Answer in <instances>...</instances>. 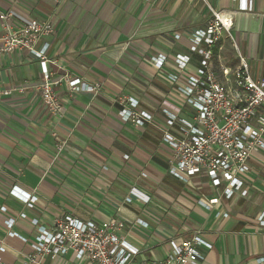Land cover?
I'll list each match as a JSON object with an SVG mask.
<instances>
[{"label": "crops", "instance_id": "1", "mask_svg": "<svg viewBox=\"0 0 264 264\" xmlns=\"http://www.w3.org/2000/svg\"><path fill=\"white\" fill-rule=\"evenodd\" d=\"M246 1L248 10L239 9L240 0H0V12L14 19L50 20L55 26L52 37L42 38L50 42L47 59H34L25 49L0 56V206L8 207L0 214L1 264H25L32 251L10 231L34 239L38 226L32 219L52 230L55 219L66 214L85 221L124 219L126 238L141 250L136 263L164 258L172 237L201 231L213 247L197 246L204 255L200 264H262L264 152L251 160L248 196L238 192L228 199L205 175L188 182L172 176L160 110L164 99L175 97L167 79L171 67L150 61L165 53L173 63L181 53L196 67L189 33L205 28L212 7L234 13L232 39L218 48L223 61L236 62L240 53L252 75L264 77V0ZM176 33L182 37L176 39ZM45 70L54 79L80 76L98 89L71 94L60 82L64 111L51 113L38 87ZM129 97L138 99L153 122L136 126L122 119L120 98ZM13 186L35 194V206L11 195ZM202 197L219 202L208 209L197 203ZM21 212L27 218L5 224V217ZM137 218L148 225L136 224ZM39 264L93 263L69 252Z\"/></svg>", "mask_w": 264, "mask_h": 264}, {"label": "built area", "instance_id": "2", "mask_svg": "<svg viewBox=\"0 0 264 264\" xmlns=\"http://www.w3.org/2000/svg\"><path fill=\"white\" fill-rule=\"evenodd\" d=\"M209 9L211 15L205 28L189 33V49L198 56L196 67H191V56L181 53L175 55L173 63L165 53L151 57L150 61L157 68L171 67L167 79L175 97L164 99L160 106L164 117L162 139L171 148L169 173L184 182L205 175L213 186L222 188L224 197L231 199L238 192L248 196L245 184L251 173V160L255 153L264 152V77H254L249 61L240 53L233 64L223 61L218 48L225 39H232L234 13ZM239 9L248 10L250 5L240 0ZM0 20V56L25 49L34 59H47L50 42L42 38L53 36L52 21L32 18L23 22L14 19L10 12H0ZM181 37L182 34H175L176 39ZM60 82L66 84L71 94L98 89V85L71 73L54 79L51 72L43 71L38 87L45 108L54 114L64 111L57 91ZM10 92L4 91L5 94ZM120 102L123 120L136 126L153 122V115L139 108L138 99L120 98ZM142 176L147 177V174L142 173ZM9 193L29 207H34L38 201L35 194L18 186L11 187ZM131 197L126 200L130 202ZM218 202L219 197L197 200L208 209ZM7 212V206H0V214ZM216 216L228 217L229 214L216 212ZM18 218H27V214L21 212L18 217H5L4 222L13 226ZM258 221L264 225V214ZM31 223L38 226L34 239L17 231L9 232L10 236L29 242L32 251L26 254L25 264H39L46 256L55 258L69 252L78 260H89L93 264H200L204 255L197 246L213 247L200 235L201 231H194L190 237H172L170 252L164 258L136 263L141 250L126 238V223L122 218L97 222L66 214L55 219L52 230L39 226L36 218ZM135 223L148 225L141 218ZM260 262L264 264V256Z\"/></svg>", "mask_w": 264, "mask_h": 264}, {"label": "rangeland", "instance_id": "3", "mask_svg": "<svg viewBox=\"0 0 264 264\" xmlns=\"http://www.w3.org/2000/svg\"><path fill=\"white\" fill-rule=\"evenodd\" d=\"M227 54L229 55L230 58H231V55L233 56V53H232L231 50L228 51ZM227 54H226V57H227ZM222 55H223V54H222ZM224 62L227 63V64H233V63H234V60H233V58H231L230 60H226V59H225Z\"/></svg>", "mask_w": 264, "mask_h": 264}]
</instances>
